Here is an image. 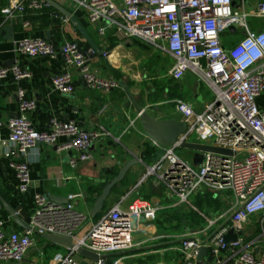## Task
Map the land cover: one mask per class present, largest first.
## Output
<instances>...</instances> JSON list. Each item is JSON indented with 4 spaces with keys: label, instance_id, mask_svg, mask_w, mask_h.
<instances>
[{
    "label": "built area",
    "instance_id": "obj_1",
    "mask_svg": "<svg viewBox=\"0 0 264 264\" xmlns=\"http://www.w3.org/2000/svg\"><path fill=\"white\" fill-rule=\"evenodd\" d=\"M52 1L86 9L92 24L108 22L124 43L142 41L167 51L175 60L170 70L172 79L180 81L192 72L211 89L214 99L200 113L188 101H175V110L187 125V131L175 147L165 149L162 159L148 168L142 181L153 178L177 207L192 208L191 198L204 190L231 193L235 197L236 205L227 226L222 228L225 224L221 225L222 216L206 218L205 227L183 236L179 252L185 264H207L205 259L198 260L202 248L216 264H264V250L260 247L261 241L264 242V108L258 102L264 94V29L252 31L247 20L251 15L235 10L233 0ZM50 7L45 0H10L8 5H0V13L7 23ZM53 15L61 26L71 22L68 16ZM252 16L264 18V3ZM23 27L28 30L31 23L25 20ZM232 28L244 31L245 36L238 45L227 49L221 36ZM100 34H105V28L100 29ZM15 53L30 58L63 59V71L52 81L54 90L62 95L76 92V78L89 88L104 92L122 86L117 80L97 76L76 41L57 48L46 39L27 37L16 43ZM29 78L31 73L19 64L0 66V81L12 79L19 83ZM17 96L19 113L7 123L8 143L15 151L5 157L16 173L17 194L25 195L30 191L32 178L29 165L20 158L29 150L45 145L57 147L58 152L74 153L69 165L77 168L92 159L90 149L103 133L86 132L76 121L58 119L51 120L48 131H38L30 119L37 103L28 99L22 89ZM138 118L130 121L126 133L136 127ZM2 126L0 122V129ZM60 139L67 141L59 144ZM182 143L229 150L233 155L203 152L201 164L195 165L193 157L188 160L177 154ZM80 197L69 195L66 204H58L44 194L34 196L31 229L73 241V249H68L58 264H82L80 249L99 257L97 262L85 259L88 264H109L106 256L117 257L165 238L164 235L148 237L147 227L158 219L163 208L146 200H136L126 207L121 202L82 234L90 218L77 210ZM253 216H261L254 226L250 224ZM5 227V221L0 220V264H22L34 246V233L32 230L7 233ZM251 227L261 234L248 244L245 233ZM216 231L208 242L201 243ZM230 231L237 235V240L228 243L225 237ZM255 246L259 247V254L251 250ZM112 264H126L125 258L117 257Z\"/></svg>",
    "mask_w": 264,
    "mask_h": 264
},
{
    "label": "crops",
    "instance_id": "obj_2",
    "mask_svg": "<svg viewBox=\"0 0 264 264\" xmlns=\"http://www.w3.org/2000/svg\"><path fill=\"white\" fill-rule=\"evenodd\" d=\"M9 2L10 0H0V5L5 6ZM233 3L235 10L251 15L247 20L252 31L260 32L264 29V18L252 16L264 0H233ZM62 7L76 17L96 44L97 50L90 45L72 20L69 24L61 26L60 20L53 14L67 15L57 9L59 13H54L55 8L52 6L42 13H28L24 18H14L7 23L0 13L3 18V23H0V66H8L14 62L31 73V78L19 83L12 79L0 81V122L3 124L0 129V195L11 207L20 208L29 217L35 209L36 194L55 196V203L58 204H66L69 195H80L76 204L77 210L90 218L82 234L89 231L103 214L121 202L124 207L136 200L158 204L163 210L158 219L147 227L146 233L148 237L164 235L165 238L117 257L125 258L126 264H185L179 252L183 236L205 227L206 218L222 216L221 225L226 223L231 217L236 199L231 193L204 190L191 198L192 208L177 207L174 206V199L167 195L163 186L156 185L153 178L143 182L148 168L162 159L165 148L153 147L138 121L136 127L126 133L130 121L138 118L130 97L158 120L182 121L181 115L175 110L176 100L190 102L194 110L200 113L206 104L213 101V92L192 72H188L180 81L172 79L170 70L175 60L167 51L142 41L124 43L115 27L108 22L92 24L86 9L78 8L72 3ZM45 13L48 14L47 18ZM25 20L31 23L28 30L23 27ZM53 20H57L59 24H54ZM8 27L12 29L9 40L3 35ZM101 28H105L104 35L100 34ZM244 36V31L240 29L225 31L221 36L223 46L227 49L233 48ZM27 37L46 39L53 42L57 48L65 42H78L93 72L99 77L119 81L121 88L110 92L91 89L75 77L76 92L73 95L56 92L52 81L63 71L64 60L17 55L16 43ZM20 89L26 92L28 99L37 103L36 111L30 114V119L38 131H48L51 120L58 119L76 121L86 132L103 133L90 149L92 159L79 164L77 168L69 165V158L75 155L74 153L58 152L57 147L45 145L29 150L27 155L20 158L29 165L32 178L30 191L25 195L17 194L16 173L10 167L9 159L5 157L7 153L15 151V147L8 143L10 132L7 123L19 113L17 92ZM259 105L264 108V94L259 99ZM66 141L60 139L59 144ZM187 151L190 158L194 157V152ZM133 160L138 161V164L132 167L125 180L112 190L102 212L93 216L104 188ZM260 219L261 216H253L250 224L257 225ZM0 220L5 221L7 233L26 231L14 223L1 203ZM252 227L245 233L248 244L261 234L260 230ZM32 239L34 246L22 264H58L68 253V249L53 245L39 235L34 234ZM262 246L264 250L263 241L261 249ZM59 248H64L66 253L56 252L55 249ZM251 250L255 254L260 252L257 246ZM117 257L111 256L109 264ZM81 258L83 263L92 261L83 256ZM85 259L88 262L84 261ZM204 259L207 264H216L209 255Z\"/></svg>",
    "mask_w": 264,
    "mask_h": 264
},
{
    "label": "water",
    "instance_id": "obj_3",
    "mask_svg": "<svg viewBox=\"0 0 264 264\" xmlns=\"http://www.w3.org/2000/svg\"><path fill=\"white\" fill-rule=\"evenodd\" d=\"M48 4H50L53 8L57 9L61 13L67 15L71 18V20L76 24L77 29L82 33V35L85 37V39L90 43V45L97 50V46L94 43V41L90 38V36L87 34V32L84 30L82 25L79 23V21L70 13L67 11L64 7L57 4L56 2L52 0H45ZM234 6V3H233ZM3 35L6 36V39H11L12 36V29L11 27L6 28V30L3 32ZM50 36V34H49ZM50 40V37H49ZM13 62V61H12ZM14 64L11 63L8 65V67H12ZM130 95V94H129ZM130 97V96H129ZM131 102L134 106V109L136 113L139 115L138 122L140 123V126L142 127L143 132L146 134V136L151 140L152 146H159L162 148H171L175 147L178 143L179 138L185 134L187 131V125L180 120L176 119H165V120H158L156 119L149 111L145 108H143L141 105L137 104L132 98L130 97ZM131 104V103H130ZM39 146V145H38ZM180 148H183L185 150H189L194 152L193 162L195 165H200L203 160V152H211V153H217V154H223V155H233V153L229 150H224L216 147L201 145L198 143H182L180 145ZM138 164V161L133 160L132 162L128 163L119 173V175L114 178L110 183L107 184V186L104 188V191L100 198L98 199L96 203L95 210L93 212V216H96L98 213L102 212L104 208V203L110 196L112 190L122 183L128 171ZM48 197V196H47ZM50 201L55 202L57 197L52 196L48 197ZM0 203L3 205L5 211L9 213L14 223L21 227L24 230H32L30 227V217L27 213L21 211V209H15L10 206V204L0 195ZM232 218H230L223 226H227ZM221 228V229H222ZM34 234L41 236L42 238L46 239L47 242L58 245L61 247H64L66 249H73V241L70 238L60 237L57 235H48V234H40L36 230H32ZM219 231V230H218ZM218 231H216L214 234H212L207 241L201 242L206 243L208 242ZM225 240L230 243L237 240V235L233 234V231H230V233L225 237ZM78 253L88 258L92 261H98L99 257L91 253L85 249L78 250ZM207 256V250L205 248H202L198 253V260L203 261L204 258ZM107 260H109L111 257L106 256ZM212 260V259H211ZM88 264V263H83Z\"/></svg>",
    "mask_w": 264,
    "mask_h": 264
},
{
    "label": "rangeland",
    "instance_id": "obj_4",
    "mask_svg": "<svg viewBox=\"0 0 264 264\" xmlns=\"http://www.w3.org/2000/svg\"><path fill=\"white\" fill-rule=\"evenodd\" d=\"M259 102V101H258ZM177 154L180 155L181 157L190 160L191 158L189 157L190 154L187 150L183 149V148H178L177 149ZM187 155V157H186ZM189 155V156H188ZM56 252H62V253H66V250L64 248H59V249H55Z\"/></svg>",
    "mask_w": 264,
    "mask_h": 264
},
{
    "label": "trees",
    "instance_id": "obj_5",
    "mask_svg": "<svg viewBox=\"0 0 264 264\" xmlns=\"http://www.w3.org/2000/svg\"><path fill=\"white\" fill-rule=\"evenodd\" d=\"M54 11V13H59L56 9H54L53 10ZM48 14L47 13H45V18H47L46 16H47ZM54 21V24H57L58 23V21L57 20H53ZM0 23H3V18L2 17H0ZM59 24V23H58ZM81 48V47H80ZM82 49V48H81ZM82 51H83V49H82ZM84 52V51H83ZM145 157H146V155H145Z\"/></svg>",
    "mask_w": 264,
    "mask_h": 264
}]
</instances>
